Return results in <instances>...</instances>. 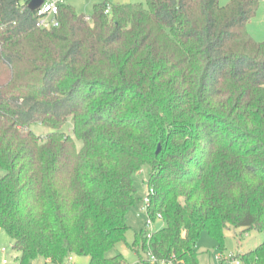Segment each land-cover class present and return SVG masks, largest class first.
Wrapping results in <instances>:
<instances>
[{
  "label": "trees",
  "instance_id": "1",
  "mask_svg": "<svg viewBox=\"0 0 264 264\" xmlns=\"http://www.w3.org/2000/svg\"><path fill=\"white\" fill-rule=\"evenodd\" d=\"M220 1L104 0L89 20L60 0V25L41 28L30 0H0V228L18 264H128L108 253L145 166L165 223L135 234L137 264H199L204 231L221 249L227 230L264 234L260 0ZM237 257L264 264V241Z\"/></svg>",
  "mask_w": 264,
  "mask_h": 264
},
{
  "label": "rangeland",
  "instance_id": "2",
  "mask_svg": "<svg viewBox=\"0 0 264 264\" xmlns=\"http://www.w3.org/2000/svg\"><path fill=\"white\" fill-rule=\"evenodd\" d=\"M72 4L76 10L87 16H91L94 12V5L98 2L94 0H67ZM134 2L142 3L147 6V0H134ZM222 5H227L230 0H221ZM248 31L258 41H264V0H260V7L255 17L251 19L248 26ZM1 78V72H0ZM32 129L43 137L48 136L55 130L43 123H34ZM61 131L72 133V123L68 121L61 129ZM151 168L145 166L138 172L134 179L138 189V200L132 205L128 211V223L130 229L127 232L126 241L119 242L109 253L108 256H115L122 254L128 264H137L139 257L138 254L131 248V244L135 239V234L140 232L143 228L157 230L164 225V221L157 218L153 223L148 226V213L143 210L144 199L147 195L149 185ZM3 171L0 169V175ZM264 241V234L258 230H251L243 233L242 229L234 228L226 231L225 247L221 249L218 247L216 240L207 232L204 231L198 242L199 251V264H221V260L217 256L228 255L230 253L244 254L258 247ZM5 248V250H3ZM19 252L14 248V239L2 228H0V264H18L17 256ZM72 261L67 264H88V256H71ZM69 258V259H70ZM5 259L7 262H5ZM68 259V260H69ZM71 260V259H70ZM34 264H47L44 257H39ZM53 264V263H48Z\"/></svg>",
  "mask_w": 264,
  "mask_h": 264
},
{
  "label": "built area",
  "instance_id": "3",
  "mask_svg": "<svg viewBox=\"0 0 264 264\" xmlns=\"http://www.w3.org/2000/svg\"><path fill=\"white\" fill-rule=\"evenodd\" d=\"M59 1L60 0H45L44 3L41 5L39 9H37V16L38 18V26L41 28H52L60 25L59 19ZM111 11V5L108 4L106 8V12L109 13ZM90 20L91 18L88 17ZM153 193V189L149 188L147 195L144 199V206L142 207L143 210L147 211L150 205V194ZM149 217V216H148ZM161 219V217H159ZM153 223V219L151 217L148 218L147 225L150 226ZM153 230L149 229L148 236L151 237ZM5 250V248H3ZM71 259V260H70ZM69 261H72L70 258ZM217 259L224 260L228 264H241V260L237 257V254L230 253L228 255L217 256ZM5 262L7 260L5 259ZM67 264V263H66ZM161 264H166L165 262Z\"/></svg>",
  "mask_w": 264,
  "mask_h": 264
},
{
  "label": "water",
  "instance_id": "4",
  "mask_svg": "<svg viewBox=\"0 0 264 264\" xmlns=\"http://www.w3.org/2000/svg\"><path fill=\"white\" fill-rule=\"evenodd\" d=\"M45 0H30L29 2V8L31 10H37L41 7V5L44 3ZM162 146L159 145L157 152L159 153L161 151Z\"/></svg>",
  "mask_w": 264,
  "mask_h": 264
},
{
  "label": "crops",
  "instance_id": "5",
  "mask_svg": "<svg viewBox=\"0 0 264 264\" xmlns=\"http://www.w3.org/2000/svg\"><path fill=\"white\" fill-rule=\"evenodd\" d=\"M95 2H102V1H104V0H94ZM110 3H112V4H123V3H131V2H134V0H108ZM88 17H90V16H88ZM47 264L49 263V262H46Z\"/></svg>",
  "mask_w": 264,
  "mask_h": 264
}]
</instances>
